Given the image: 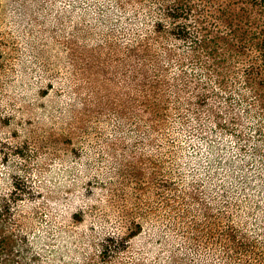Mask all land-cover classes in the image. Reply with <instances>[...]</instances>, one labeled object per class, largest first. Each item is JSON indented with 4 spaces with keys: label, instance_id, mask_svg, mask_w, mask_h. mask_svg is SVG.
<instances>
[{
    "label": "rangeland",
    "instance_id": "1",
    "mask_svg": "<svg viewBox=\"0 0 264 264\" xmlns=\"http://www.w3.org/2000/svg\"><path fill=\"white\" fill-rule=\"evenodd\" d=\"M160 2L0 0L1 261L264 264V119L197 101Z\"/></svg>",
    "mask_w": 264,
    "mask_h": 264
},
{
    "label": "trees",
    "instance_id": "2",
    "mask_svg": "<svg viewBox=\"0 0 264 264\" xmlns=\"http://www.w3.org/2000/svg\"><path fill=\"white\" fill-rule=\"evenodd\" d=\"M158 8L159 15L147 28L154 41L188 43L190 63L214 84L205 92L201 86L197 101L209 103L213 96L220 97L223 107L244 103L254 117L264 119V0H161ZM170 49L164 46L165 56L172 61L175 57ZM178 59L184 66V59ZM163 79L169 81L168 77ZM220 110H214L213 119L229 127ZM228 113L234 134L241 136L237 112ZM110 246L112 243H102L104 256L113 253ZM0 264L7 262L0 259Z\"/></svg>",
    "mask_w": 264,
    "mask_h": 264
}]
</instances>
